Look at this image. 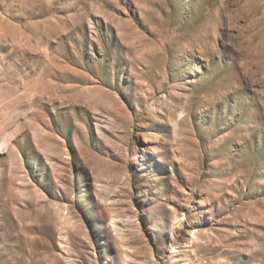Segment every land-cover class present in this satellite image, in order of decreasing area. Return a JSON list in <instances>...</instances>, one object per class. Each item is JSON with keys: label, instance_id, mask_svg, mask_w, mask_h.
<instances>
[{"label": "rangeland", "instance_id": "rangeland-1", "mask_svg": "<svg viewBox=\"0 0 264 264\" xmlns=\"http://www.w3.org/2000/svg\"><path fill=\"white\" fill-rule=\"evenodd\" d=\"M0 264H264V0H0Z\"/></svg>", "mask_w": 264, "mask_h": 264}]
</instances>
